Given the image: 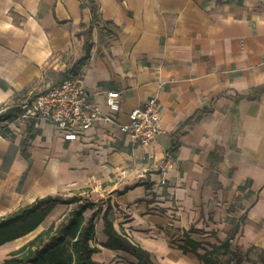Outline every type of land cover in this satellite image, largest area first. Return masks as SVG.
I'll return each instance as SVG.
<instances>
[{"label":"crops","instance_id":"obj_1","mask_svg":"<svg viewBox=\"0 0 264 264\" xmlns=\"http://www.w3.org/2000/svg\"><path fill=\"white\" fill-rule=\"evenodd\" d=\"M93 1L92 13L89 0H0V112L73 69L103 110L106 93H120L121 124L157 98L165 133L139 148L114 124L67 138L46 122L13 124L0 138V220L79 195L102 208L94 264H138L102 246L108 208L117 233L154 264H202L172 242L190 228L196 242L230 240L264 257V0ZM66 207L25 237H0V264Z\"/></svg>","mask_w":264,"mask_h":264},{"label":"trees","instance_id":"obj_2","mask_svg":"<svg viewBox=\"0 0 264 264\" xmlns=\"http://www.w3.org/2000/svg\"><path fill=\"white\" fill-rule=\"evenodd\" d=\"M89 1L93 13L96 9V2ZM87 30L91 35L92 26ZM89 51L90 45L86 42L85 55L80 58L79 62L88 56ZM71 74H74V70H67L64 79ZM260 90H254L252 95L254 96ZM20 113L21 105L13 104L8 109L0 112V123L12 121ZM28 139L29 137L24 140L23 147ZM23 154L27 157L25 149ZM58 204L64 206L74 205L75 208H72L68 216L62 219L60 223L51 224L47 229L27 241L26 244L13 251L3 264H94L92 256L98 252V249L92 247L91 242L95 237V218L102 212V208L99 207V209L94 210L96 205L86 201L79 195H73L69 198L60 196L41 198L5 220H0L2 243L25 237L36 230ZM87 210H94L89 217L85 216ZM108 214L109 208L102 216L104 233L108 236V242L102 246L131 254L137 259L138 264H154L151 262L147 251L132 244L122 234L117 233ZM197 232L194 228H190L181 238H175L172 242L177 243V247L184 254H194L202 264H244V262L250 264L249 255L253 253L256 255L258 263L264 264L261 250L251 248L243 251L233 246L230 240L219 244L196 242L191 238V234ZM222 257H226L225 262H222Z\"/></svg>","mask_w":264,"mask_h":264},{"label":"built area","instance_id":"obj_3","mask_svg":"<svg viewBox=\"0 0 264 264\" xmlns=\"http://www.w3.org/2000/svg\"><path fill=\"white\" fill-rule=\"evenodd\" d=\"M104 103L105 110L99 104L92 103L82 78L71 74L37 97L23 100L21 113L12 121L0 123V138L11 136L13 124L23 125L30 121L36 124L49 123L66 138L81 136L96 124H114L119 132L127 135L131 143L139 148L150 146L165 133L161 127L160 103L155 97L149 99L143 108L129 112L125 124L119 123L118 117L122 104L120 93L107 92ZM147 159L154 158L148 155ZM171 161V154L165 156L157 163L158 171L166 173Z\"/></svg>","mask_w":264,"mask_h":264},{"label":"rangeland","instance_id":"obj_4","mask_svg":"<svg viewBox=\"0 0 264 264\" xmlns=\"http://www.w3.org/2000/svg\"><path fill=\"white\" fill-rule=\"evenodd\" d=\"M63 79H64V75H60V76L57 77V81H62ZM45 90H46L45 87H39V88H37V90L34 91V93L31 94L29 97H30V98H35V97H37L39 94H41L42 92H44ZM72 208H75V206H74V205H69V206H67V207L65 208L66 211H65L62 215H60V217L56 218V219L54 220L53 223H55V222H56V223H60L62 219L66 218V217L68 216L69 211H70ZM53 223H52V224H53ZM256 258H257V257H256V255H255L254 253H253V254H250V255H249V259H251L250 264H260V263H258V261H257ZM225 259H226V257H222V258H221L222 262H225ZM244 264H246V263L244 262Z\"/></svg>","mask_w":264,"mask_h":264}]
</instances>
